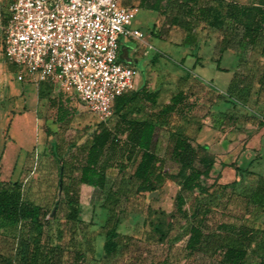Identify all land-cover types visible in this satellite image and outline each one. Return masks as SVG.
Wrapping results in <instances>:
<instances>
[{"label": "rangeland", "instance_id": "rangeland-1", "mask_svg": "<svg viewBox=\"0 0 264 264\" xmlns=\"http://www.w3.org/2000/svg\"><path fill=\"white\" fill-rule=\"evenodd\" d=\"M258 1L201 0V3H220L222 7L226 3L235 2L252 6ZM140 2L141 0H122L125 5L139 7L133 25L142 28L145 36L143 41H138V46L146 48L147 42H152L153 45L148 48L150 56L146 58V67L150 69L144 73L145 64L142 59L136 64L137 68L142 75H146L147 81L160 85L162 90L164 88V100L170 97L176 86L197 96L195 112L190 119L186 118L188 114L177 113L178 118L172 117L167 126L158 125L156 128L153 149L164 159V165L162 179L154 182L155 190H137L133 178L136 162L127 159L124 146L116 151L112 166L107 169L104 189L80 184L78 179L81 167L92 132L101 121L100 118L76 95L64 92L48 82L39 83L41 88L43 85L47 88L44 97L37 98L34 96L33 84H30L37 83L31 77H24L19 66L20 76L27 82L21 87L25 96L23 93L21 96L9 97L5 84L0 82V181H19L25 198L35 206L50 211L57 205L55 216L44 226L40 238L43 245L48 243L63 249L64 264H72L77 251L83 254V264H217V260L209 254L203 252L187 256L184 249L190 221L173 213L179 179L171 177L178 170L177 163L171 158V143L175 130L197 136L204 125L198 119L207 114L211 116L210 127V123L223 125L225 127L222 129L226 130L224 133L230 129L225 117L210 111L216 103L215 96L205 93V85L197 81L190 82L188 73L184 71L223 95L236 72L243 79V84L252 85L247 107L229 106L227 110L228 106L223 103L222 98L217 102L220 107L223 106V110L237 115L235 126L231 129L235 132L232 136H236L238 142L236 150L227 153L217 144L223 134L205 129L206 140H213L214 143L209 151L216 159L215 169L206 180L209 190L213 191L220 184L240 179L235 169L224 168L220 163L225 159L226 153L227 161H232L234 168L243 166L251 171L242 180L243 187L240 189L248 190L260 175H264V125H259L260 122L264 123V81L260 78L264 60V37L251 46L240 42V26L230 34L229 30L233 28L230 20H226L223 29L197 23L191 32V35L196 34L197 41L195 46H188L183 44L187 40V32L171 23L172 17L180 14L182 6L179 0L172 1L166 15L142 8ZM7 14L6 1L3 0L0 3V37ZM226 41L231 48L223 51L218 68L220 48ZM186 51L190 55L185 58L181 67L179 63ZM196 54L204 56V68H193ZM7 71V59L0 50V80H3L4 73L8 74ZM25 98L31 105L24 102ZM32 102L35 104L32 105ZM60 103L66 113L63 121H59L57 105ZM27 108L30 109L27 113L13 119L14 114ZM115 121V118L109 117L104 122L109 127H114ZM212 135H219L221 138L217 140ZM69 189L79 191V212L75 219L70 218V208L66 202ZM200 198L197 191L189 197L187 209L190 213L194 212ZM212 206L214 212L211 214V222L214 225L224 222L264 229L263 209L254 210L242 218L241 206L238 204H232L228 210L217 206L215 202ZM118 221L119 231L124 239H129L130 248L124 257L107 260L103 251L105 234ZM22 233L31 238L36 235L37 230L0 220V254L12 257L15 264H20L18 252Z\"/></svg>", "mask_w": 264, "mask_h": 264}, {"label": "trees", "instance_id": "trees-1", "mask_svg": "<svg viewBox=\"0 0 264 264\" xmlns=\"http://www.w3.org/2000/svg\"><path fill=\"white\" fill-rule=\"evenodd\" d=\"M172 1L141 0L140 6L166 15ZM179 1L182 6L180 14L173 16L171 23L187 32L184 44L194 45L197 41L196 34L191 35L197 23L223 29L226 20L232 23L230 34L238 26L242 28L240 42L254 46L261 37H264V0H259L252 6L230 2L222 7L220 3L205 4L201 3V0ZM229 48L231 47L227 42L220 51ZM220 59L221 57L218 59V68ZM260 78L264 81V60L261 64ZM251 91L252 85L243 84V79L236 72L222 98L227 106L247 107ZM158 95L159 90L143 89L126 92L116 98L111 116L116 119L115 125L109 127L104 121L96 124L81 167V176L78 179L80 184L104 189L107 169L112 166L116 151L124 146L127 159L136 162L133 178L137 190L150 192L155 190L154 182L162 179L164 165V159L153 149L156 128L158 125L167 126L169 116L175 111L187 114L197 101L196 95H188L183 90H178L172 96L170 104L158 112H146L147 104L150 107L157 104ZM190 96L195 98L191 101ZM57 107L59 121H63L66 116L63 104L60 103ZM222 114L228 120V124H235L237 115L229 111ZM259 125L263 126L264 123L260 122ZM234 133L229 132L227 139L224 140L225 144L232 140ZM200 151H203V154H200ZM171 158L178 165L177 172L171 174V177L179 179L173 213L190 221L184 246L187 256L204 252L213 256L217 264H264V229H256L247 224L233 225L222 222L214 225L211 222L214 202L225 210L230 209L232 204H238L241 206L242 218L254 210H264V175H260L248 190L240 191L243 187L242 180L251 171L247 167L237 166L236 172L240 179L220 184L218 188L210 191L206 180L214 171L216 159L208 151L207 146L195 143V140L182 130H175L173 133ZM60 183L62 184V178ZM196 191L201 198L197 201L194 212L190 213L187 209L188 199ZM66 202L70 208V218L75 219L79 212V191L69 189ZM57 208L55 205L48 211L35 206L25 198L23 186L19 181H0V220L13 225L23 224L27 228L37 230L36 235L31 238L25 233L20 235L18 252L20 264H64L63 249L60 246H50L48 243L43 245L40 238L42 229L55 216ZM119 222L105 234L103 251L107 260L124 257L130 248L129 239H124L119 231ZM0 264H15V260L0 254ZM72 264H83L81 252L77 251Z\"/></svg>", "mask_w": 264, "mask_h": 264}, {"label": "built area", "instance_id": "built-area-1", "mask_svg": "<svg viewBox=\"0 0 264 264\" xmlns=\"http://www.w3.org/2000/svg\"><path fill=\"white\" fill-rule=\"evenodd\" d=\"M3 0H0V3ZM0 50L24 77L76 95L101 121L118 96L136 89L137 68L121 58L123 39H141L139 7L122 0H5Z\"/></svg>", "mask_w": 264, "mask_h": 264}, {"label": "crops", "instance_id": "crops-1", "mask_svg": "<svg viewBox=\"0 0 264 264\" xmlns=\"http://www.w3.org/2000/svg\"><path fill=\"white\" fill-rule=\"evenodd\" d=\"M150 10V9H148ZM203 24V23H201ZM206 26V24H203ZM138 28V27H136ZM140 31H142V28H138ZM215 29V28H214ZM143 33V37L141 39H123L122 42H121V48H120V54H121V58L125 61H128L130 63H132L136 68V64L142 59L144 64H145V69H144V73L146 74L147 71L150 69L149 67L147 68L146 67V58H148V56H150L149 52H148V48L149 47H153L152 45V42H147V47L143 48V47H139L138 46V41H143L144 40V32L142 31ZM184 44V43H183ZM208 44V43H207ZM187 45V44H185ZM188 46H193V45H188ZM195 46V44H194ZM216 46H217V43H216ZM215 46V47H216ZM221 49V48H220ZM184 55L182 56V61L179 63L181 65V67L183 66V63H184V60L185 58L190 55V52L189 51H186L183 53ZM223 54V52L220 51V57L221 55ZM185 57V58H184ZM195 61L193 63V68L197 67V66H201L202 68H204V63H205V60H204V56H199L196 54L195 56ZM219 57V58H220ZM221 60V59H220ZM9 63V64H8ZM178 64V63H177ZM7 65H8V68H9V71L8 74L7 73H4V76H3V80L1 79L0 82L3 84H5V87L6 89L8 90V96L9 97H13V96H21L23 95L24 93V96H25V91L23 88V85L26 84L27 82L24 81V79L20 76V73H19V70L17 68L18 65L10 62L7 60ZM138 70V75H137V78H136V89L135 90H143V89H146L148 91H153V90H159V95H158V98H157V104L154 106V107H150L149 104H147L146 106V112L150 113V112H158L162 107H164L165 105H168L171 103V98L172 96L178 91V90H182L180 88H177L176 86V89L174 91L171 92V95L168 99H165L163 98V90L161 88V86H156L154 84H152L151 82L147 81L146 78V75H142L141 74V71L137 68ZM181 70V68H180ZM183 71V70H181ZM184 72H187L188 73V77H189V81L190 82H199L203 85L206 86V91L205 93H208L211 94L212 96H215V102L212 106V108L210 109L211 112H216L218 113L220 116L224 117L222 112H225L226 110H223V106H219L218 105V99H221L222 98V93L217 91L216 89L212 88L211 86L207 85L205 82L201 81V80H198L196 78H194L188 71H184ZM30 84H33V91H34V96H36L37 98H43L44 94L46 93V88L47 86L46 85H43V87L41 88V85L40 84H35V83H30ZM175 87V86H174ZM50 90V89H49ZM37 91V95H35ZM184 91V90H183ZM41 92H42V95H41ZM185 94H188V95H192V93H189L188 91H184ZM225 95V94H224ZM35 98V97H34ZM195 98V96H190V100L192 101L193 99ZM223 100V98L221 99ZM24 102H26L28 105H31L27 102V98L24 99ZM33 102H34V99H33ZM32 102V105H34L35 103ZM197 103V101H196ZM224 103V101H223ZM229 106L227 107V110H228ZM30 110L29 108H27L26 110H23V111H18L16 114H14L13 116V119L14 117L18 116V115H21V114H24V113H27V111ZM195 112L194 108L192 110H190L187 114H188V119L191 118V114H193ZM208 112V111H207ZM182 114L180 112H173L170 116H169V121L172 117L174 118H178V114ZM177 114V115H176ZM136 115V114H135ZM139 116H141V114H138ZM174 115V116H173ZM211 116L209 114H207V116H201L200 120L204 125L202 126V129L198 132L197 136H192L190 134H188L186 131H184L186 134H188L190 137H192L193 139H195V143L197 144H200V145H203V146H207L208 148V151L210 150V148L213 146V140L212 141H209V140H206V130L205 129H210L212 131H214V133L216 134H223L221 136H223L222 138L219 137V135L215 136V135H212V136H215L218 139H220L218 141L217 144H220V146L223 147V149L228 153V152H233L234 150H236V144L238 143L237 140H236V136L232 137V140L229 142H227V144L224 143V140L227 139V136L229 134L230 131H232L231 129L234 128L235 124H228V128L230 129L229 131H227V133H224L226 130L222 129L223 127L225 126H220V125H215V123H210L212 125V127L209 126V120H210ZM179 121H180V118H179ZM181 122V121H180ZM12 123H13V120L11 122V126H12ZM183 124V122H182ZM200 127V126H199ZM225 134V135H224ZM212 136L210 137L212 139ZM216 140V141H217ZM210 152V151H209ZM225 155V159H223L222 161H220V163H222L224 166V168H229V169H235L236 171V168H234L232 166V161H227V157L228 155ZM237 157V156H236ZM215 166H216V163H215ZM215 169V168H214ZM237 173V172H236Z\"/></svg>", "mask_w": 264, "mask_h": 264}]
</instances>
